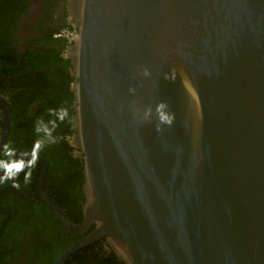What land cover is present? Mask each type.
<instances>
[{
	"label": "water",
	"instance_id": "water-1",
	"mask_svg": "<svg viewBox=\"0 0 264 264\" xmlns=\"http://www.w3.org/2000/svg\"><path fill=\"white\" fill-rule=\"evenodd\" d=\"M65 2L80 224L42 155L0 171L40 162L78 237L50 264L102 239L125 264H264V0Z\"/></svg>",
	"mask_w": 264,
	"mask_h": 264
},
{
	"label": "trees",
	"instance_id": "trees-1",
	"mask_svg": "<svg viewBox=\"0 0 264 264\" xmlns=\"http://www.w3.org/2000/svg\"><path fill=\"white\" fill-rule=\"evenodd\" d=\"M60 1L63 5L64 0H47L49 5ZM32 5L33 0H0V93L8 95L11 107L20 114L19 118H23L26 127L32 129V134L24 136L17 130L10 132L8 144L12 143L19 154L35 151L46 159L48 172L45 188L65 209L69 220L79 225L82 213L73 207V203L77 199H84L80 189L81 163L66 155L69 143L67 137L72 136L70 118L74 114V96L70 88L73 78L70 57L66 55L70 42L54 37L55 32L63 29L74 31V28L66 23L65 10L60 17L55 18L54 12L50 11L47 15L45 13L43 20L28 23L37 32L35 38L31 40L21 35V25L27 23L25 18L31 12ZM44 18L48 20L44 21ZM54 22V28L45 29L47 23ZM2 77H10L15 84L12 92L6 89ZM42 87L45 99L40 105H35L40 101L39 91ZM41 127L48 130L45 135L39 134L38 129ZM31 164L33 170L22 174L24 168ZM56 165L60 168L61 177L57 181L60 191L49 187L50 172L53 173ZM40 169L38 160L29 159L14 167L0 182V210L9 207L6 203L12 189H6L8 195L1 191H4L5 183L14 185V177L17 180L23 177V184L15 186L16 190L19 188L33 198V201L26 199L25 194L21 193L19 204L14 205L15 212L0 211V264H50L69 244L78 239L59 225L43 201L35 203L39 199L36 187ZM106 242V239H102L86 245L72 254L64 264H125L115 258L113 251H103L109 250Z\"/></svg>",
	"mask_w": 264,
	"mask_h": 264
},
{
	"label": "flooded vegetation",
	"instance_id": "flooded-vegetation-1",
	"mask_svg": "<svg viewBox=\"0 0 264 264\" xmlns=\"http://www.w3.org/2000/svg\"><path fill=\"white\" fill-rule=\"evenodd\" d=\"M63 5H62L61 1L60 2H54L52 5H49L47 0H33V5L31 7V12L25 18V21H27V23H24V24L21 25V30L19 31V33H21V35H26L27 37H30L31 40H32V38H35L37 36V32L33 29V27L30 28L28 26V23L29 22H37V21L43 20L42 17L46 16L47 13L49 14L50 11L54 12V18H55L56 16L60 17V15L62 14V11L65 10L66 17H64V19H65L66 23L70 24V18L68 17V7H67V4L65 6V0H64V4ZM45 13H46V15H45ZM45 20H48V19L44 18V21ZM44 27H45V29L54 28L55 27V22L54 23H47ZM67 51H68V48H67ZM1 80H2V83L7 86L6 89L9 92L10 91L12 92V90H14L13 88L15 87V84H13L11 82V78L10 77H2ZM36 90L38 91V89H36ZM0 96H2V98L7 103L6 111L3 110L2 104H0V143H1L2 135H3L4 117H6L8 119V126H9V132H8L6 141L0 147V154H1V151L3 149H5V151H4L5 154L3 155V158L0 160V171H3L4 169L8 168L13 163V161L16 159L17 155L25 154L27 152H35V151H27V152L25 151V152H22L21 154H19V152H17V150L12 145V143L8 144V136H9L10 132H13V131L17 130L20 133V135L24 136V134H32V129H31L30 126H28V128L26 127V124L23 121V118L22 117L19 118L20 114H18L17 111L14 108L11 107V104H10V102L8 100V95L0 93ZM39 99H40V101L38 102V104H35V105H40L41 102L45 99L43 87L39 91ZM70 122H71V118H70ZM71 128H72L71 133L73 134L74 129H73L72 125H71ZM38 132H39L40 135H45V133L48 132V130H46V129L41 127V128L38 129ZM67 139L70 141L71 137H67ZM21 141H23V139ZM57 141H60V139H57ZM77 151L78 150L75 147H73L71 145V143L67 144L66 155L69 156V157L74 158L73 161H77L78 160L81 163L80 168H81V172H82V162L79 160L80 158L76 154ZM36 153H38V152H36ZM2 154L0 156H2ZM38 154H40V153H38ZM51 154L53 155L54 153L51 152ZM27 160H29V159H25L21 163H24ZM21 163H18L17 165H19ZM17 165H15L14 167H16ZM14 167H11L4 174L0 175V182L4 181V179L8 176V174L12 171V169ZM74 167H76V166L74 165ZM71 168H73V167L71 166ZM32 170H33V166L31 164L30 166H26L24 168V173H22V174H26V172L32 171ZM50 174H51V179L49 180V187L52 188V189H53V187H55V189L57 191H60L59 185L57 183L58 179L61 177L60 176V168H59V166L56 165L54 170H53V173L50 172ZM54 177H55V181H53ZM18 178H19V180H17L16 177H14V180H13L14 185L13 186H12V184L8 185L7 183H5L3 185L4 191H1V192L5 193V195H8L6 189H12V191H9L11 194H9L8 197H7L6 205H9V207L8 206L4 207L0 211L6 212V211H9V210H12L13 212H15L14 205L15 204L16 205L19 204L18 201H19V199L21 200V197H20L21 195L20 194L24 193V191L20 190L19 188H18V190H16V188H15V186L18 185V187H20L23 184V180H22L23 177L21 176V177H18ZM36 190H37V187H36ZM24 194H25L24 197L26 199H31L33 201V198L30 197L29 194H27L26 192ZM37 195H38V193H37ZM0 200H2L1 199V195H0ZM82 201H83V199L82 200L81 199H77L76 201H74L73 207L76 208V209H81V202ZM38 202L39 201H36L35 203H38ZM103 251H106L107 253H109L110 251H113V250L109 246V250H103ZM114 256H115V258H117L118 261H120L122 263L124 262L116 254ZM106 257L109 258L111 256H106Z\"/></svg>",
	"mask_w": 264,
	"mask_h": 264
},
{
	"label": "built area",
	"instance_id": "built-area-1",
	"mask_svg": "<svg viewBox=\"0 0 264 264\" xmlns=\"http://www.w3.org/2000/svg\"><path fill=\"white\" fill-rule=\"evenodd\" d=\"M71 32L69 30H61L59 31L56 36L57 37H62V38H68L70 36Z\"/></svg>",
	"mask_w": 264,
	"mask_h": 264
},
{
	"label": "clouds",
	"instance_id": "clouds-1",
	"mask_svg": "<svg viewBox=\"0 0 264 264\" xmlns=\"http://www.w3.org/2000/svg\"><path fill=\"white\" fill-rule=\"evenodd\" d=\"M64 30V29H63ZM65 30H69L70 32L72 31V30H70V29H65ZM61 31V30H60ZM59 32V31H58ZM58 32H55L54 33V37H56L57 38V36H56V34L58 33ZM72 33V32H71ZM59 38H62V37H59ZM65 40H67L68 38H64Z\"/></svg>",
	"mask_w": 264,
	"mask_h": 264
},
{
	"label": "bare ground",
	"instance_id": "bare-ground-1",
	"mask_svg": "<svg viewBox=\"0 0 264 264\" xmlns=\"http://www.w3.org/2000/svg\"><path fill=\"white\" fill-rule=\"evenodd\" d=\"M13 85V84H12Z\"/></svg>",
	"mask_w": 264,
	"mask_h": 264
}]
</instances>
